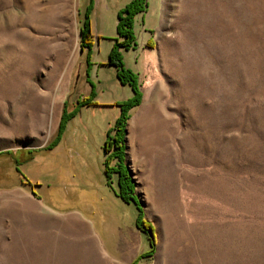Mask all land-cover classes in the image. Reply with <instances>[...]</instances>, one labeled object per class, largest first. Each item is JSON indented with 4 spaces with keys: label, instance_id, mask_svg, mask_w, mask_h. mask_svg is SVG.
<instances>
[{
    "label": "rangeland",
    "instance_id": "374dc122",
    "mask_svg": "<svg viewBox=\"0 0 264 264\" xmlns=\"http://www.w3.org/2000/svg\"><path fill=\"white\" fill-rule=\"evenodd\" d=\"M129 2L0 0V264H22L8 257V219L35 194L85 225L61 226L41 264H264V0H147L137 46L122 50L141 103L118 122L134 92L109 56ZM65 111L67 160L39 155ZM116 149L135 202L116 195L117 175L108 185ZM72 186L115 196L102 207L119 231L64 206Z\"/></svg>",
    "mask_w": 264,
    "mask_h": 264
},
{
    "label": "crops",
    "instance_id": "0c3cea01",
    "mask_svg": "<svg viewBox=\"0 0 264 264\" xmlns=\"http://www.w3.org/2000/svg\"><path fill=\"white\" fill-rule=\"evenodd\" d=\"M61 143L62 141L54 150L39 155L53 153L61 160H67L68 150L67 148H60ZM39 155L33 159L39 157ZM33 159L30 161H33ZM4 177V171L0 170V181ZM8 179H10V187L14 192L22 189V176L12 158L8 160ZM61 189L63 191L67 190L66 188ZM69 191H71V196H63L66 203L64 206L74 205L75 209L81 213L82 218H86L85 215L87 217L94 215L97 218L102 215L98 225L102 227L103 232L104 227L108 228L107 232H116L123 226V219L115 222L110 214L105 213L106 207H110L107 204L120 203L112 194L109 193L108 198H106L100 190L95 188L94 192L97 196L93 197L88 190L78 189L75 186L70 187ZM4 192L5 190L0 189V197L4 196ZM33 198L34 201L29 204L18 203L17 206H14L12 215L8 219V257L20 258L22 264H24L23 260L26 258H36L38 259L36 264H41L39 259L45 256L46 251L58 247L62 224L66 225L78 220L84 225L83 220L78 219L75 215H70L76 211L61 212L56 206L46 203L36 194ZM103 205H105V209L102 207ZM82 209L85 213L81 212ZM105 218L107 220H104Z\"/></svg>",
    "mask_w": 264,
    "mask_h": 264
},
{
    "label": "trees",
    "instance_id": "16d2710c",
    "mask_svg": "<svg viewBox=\"0 0 264 264\" xmlns=\"http://www.w3.org/2000/svg\"><path fill=\"white\" fill-rule=\"evenodd\" d=\"M94 5L92 1L91 7ZM148 7L147 0H130V2L122 8L118 13V24H117V32L118 38L116 39L115 45L109 56V63L113 64L117 68V76L121 84L130 86L134 95L123 103L119 104L121 107V115L118 118V122L123 121V119H127V114L138 107L141 103V94L138 92V77L134 73L132 69L127 67L124 62V56L122 54V50L130 51L135 50V46H137V36L135 32V20L136 16L144 13ZM91 34V25L89 18H86L85 23L83 24L82 29V43L85 47L91 49V43L87 41V38ZM74 114L68 115L66 111L63 113L58 135L55 140L46 148L43 149L45 152L52 151L63 139L65 130L67 128L68 122L70 119L74 117ZM112 129L109 130L108 136H110ZM120 137V134H117ZM120 139H122L120 137ZM115 142L116 138H114ZM112 158H116L119 163L117 168H112L108 165V162H105V175L107 177L108 185H111L112 175L118 176V190L115 191L116 195L121 198L124 202L129 203L130 201L135 202V191L134 185L132 183L131 178L128 175L127 169L122 164L124 161V157L122 155L121 150L116 149L113 152Z\"/></svg>",
    "mask_w": 264,
    "mask_h": 264
},
{
    "label": "bare ground",
    "instance_id": "6f19581e",
    "mask_svg": "<svg viewBox=\"0 0 264 264\" xmlns=\"http://www.w3.org/2000/svg\"><path fill=\"white\" fill-rule=\"evenodd\" d=\"M62 229L64 230V224H62Z\"/></svg>",
    "mask_w": 264,
    "mask_h": 264
}]
</instances>
